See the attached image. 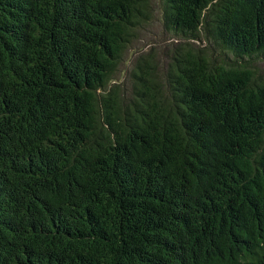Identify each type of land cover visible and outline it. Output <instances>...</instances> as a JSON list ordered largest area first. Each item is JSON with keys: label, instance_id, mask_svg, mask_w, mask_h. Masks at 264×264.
Here are the masks:
<instances>
[{"label": "trees", "instance_id": "16d2710c", "mask_svg": "<svg viewBox=\"0 0 264 264\" xmlns=\"http://www.w3.org/2000/svg\"><path fill=\"white\" fill-rule=\"evenodd\" d=\"M261 65L264 0H0V264H264Z\"/></svg>", "mask_w": 264, "mask_h": 264}, {"label": "rangeland", "instance_id": "374dc122", "mask_svg": "<svg viewBox=\"0 0 264 264\" xmlns=\"http://www.w3.org/2000/svg\"><path fill=\"white\" fill-rule=\"evenodd\" d=\"M156 17V20L146 25L145 29L138 35V40L136 39L133 43V47L118 72L119 81H125V79L129 78L134 68V62L139 56H148L154 53L160 66L161 64L164 66L166 65L168 61L166 53L168 49L172 47V41L167 38L168 34L164 30L163 23L161 22V15L158 10L156 11ZM260 69L261 73L264 74V65H261Z\"/></svg>", "mask_w": 264, "mask_h": 264}]
</instances>
